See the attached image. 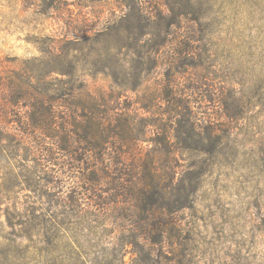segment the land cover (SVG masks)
I'll return each instance as SVG.
<instances>
[{
	"label": "rangeland",
	"instance_id": "374dc122",
	"mask_svg": "<svg viewBox=\"0 0 264 264\" xmlns=\"http://www.w3.org/2000/svg\"><path fill=\"white\" fill-rule=\"evenodd\" d=\"M144 1L159 24L135 42L124 0H0V75H44L64 59L120 96L119 126L131 125L138 153L108 145L109 179L154 161L185 205L175 237L149 253L126 243V219H74L77 165L37 135L0 162V264H264V0ZM51 80L59 89L68 77ZM3 107L0 97V123L7 111L25 123V109Z\"/></svg>",
	"mask_w": 264,
	"mask_h": 264
},
{
	"label": "trees",
	"instance_id": "16d2710c",
	"mask_svg": "<svg viewBox=\"0 0 264 264\" xmlns=\"http://www.w3.org/2000/svg\"><path fill=\"white\" fill-rule=\"evenodd\" d=\"M144 2L124 0V5L134 10L130 16L132 25L137 29L133 33L135 42L147 31L150 34L159 24L157 21L151 22ZM169 3L172 4L171 1ZM159 17L165 19L161 15ZM173 22L174 19H171L170 25ZM115 46L117 52L113 57L121 62L118 53V49L121 50L118 47L120 43L117 42ZM62 61L44 75L33 71H25L24 74L11 71L6 74L7 78L0 75V97L5 102L3 109L15 107L26 110L25 123L16 114L12 121H8L12 114L8 111L4 113L5 123H0V162L5 152H10L9 147L18 145L16 143L23 142L26 137H30L33 142L38 140V136L56 140L58 147L55 150L75 162L78 169L79 176L76 177L80 183L74 188L75 197L66 206L70 208L74 219L81 221L88 219V215L96 223L114 218L119 222L126 219V222L132 223L130 239L126 243L132 244L138 251L152 253L157 245L175 237V216L185 205L174 198L172 181L166 180L162 184L157 178L155 162L152 160L148 163L139 157L135 158L131 164L132 170H128L125 177L123 175L126 173L122 174L120 167L118 177L109 179L112 158L107 155L105 148L119 145L117 141L121 140L122 143H129L131 151L139 140L138 135L132 132L131 125L127 129L119 126L123 116L117 113L118 109H122L120 96L95 91L87 81L82 80V74L79 75L82 70H79L78 62L68 64L70 62ZM53 73L68 77L67 82L58 81L59 89L55 88L52 80L46 82V78ZM112 75L118 76L114 72ZM63 83L64 87L61 88ZM64 112L66 114H60ZM9 123L12 124L8 126ZM34 155L53 158L55 152L39 147ZM93 161L98 164L97 172L92 171ZM119 165L121 162L116 159V167ZM121 226L127 228L124 222Z\"/></svg>",
	"mask_w": 264,
	"mask_h": 264
}]
</instances>
